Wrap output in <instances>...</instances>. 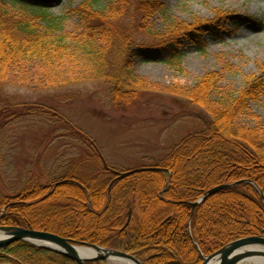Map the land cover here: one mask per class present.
I'll use <instances>...</instances> for the list:
<instances>
[{
    "label": "trees",
    "instance_id": "obj_1",
    "mask_svg": "<svg viewBox=\"0 0 264 264\" xmlns=\"http://www.w3.org/2000/svg\"><path fill=\"white\" fill-rule=\"evenodd\" d=\"M165 2L84 0L72 11L80 22V32L72 34L50 11L57 0H0V85H29L31 66L33 80L47 88L103 81L111 105L126 108L159 91L138 74L137 60L183 75L186 46L204 55L206 35L220 37L222 23L234 27L246 20L230 13L188 24L170 16ZM156 18L162 28L154 27ZM262 77L238 93L214 89L211 74L185 88L179 97L200 112L201 129L176 144L155 170L126 176L108 167L92 138L60 113L35 104L0 108V127L41 117L81 148L65 175L48 186L34 174L17 192L0 188V227L122 251L141 264H202L230 242L264 236V204L251 184L239 183L191 206L209 189L241 180L251 181L264 197V130L239 122L254 120L251 105L263 95ZM0 264L76 263L18 242L0 249Z\"/></svg>",
    "mask_w": 264,
    "mask_h": 264
},
{
    "label": "rangeland",
    "instance_id": "obj_2",
    "mask_svg": "<svg viewBox=\"0 0 264 264\" xmlns=\"http://www.w3.org/2000/svg\"><path fill=\"white\" fill-rule=\"evenodd\" d=\"M83 1L57 0L51 8L52 14L64 19L67 33L80 32V22L72 11ZM165 4L170 16L188 24L215 21L230 13L246 20L234 27L222 23L225 28L220 37L206 35L204 55L186 46L183 75L160 63L137 60L138 74L159 91L126 108L111 105L109 86L103 81L47 88L43 81L33 80L31 66H26L29 85H0V108L23 104L45 107L88 134L112 170H155L176 144L202 127L200 112L179 97L185 88L211 74L214 89L242 92L250 80L263 76L260 67H264V0H166ZM153 24L162 28L158 18ZM261 81L263 95L258 104L251 105L254 120L241 118L239 122L264 130V76ZM80 153L79 143L51 121L37 116L14 120L0 127V188L17 192L34 174L41 185L48 186L65 175ZM34 167L38 171H32Z\"/></svg>",
    "mask_w": 264,
    "mask_h": 264
},
{
    "label": "water",
    "instance_id": "obj_3",
    "mask_svg": "<svg viewBox=\"0 0 264 264\" xmlns=\"http://www.w3.org/2000/svg\"><path fill=\"white\" fill-rule=\"evenodd\" d=\"M149 169H137L124 173L123 175H131ZM239 183H247L253 185L260 194L263 204L264 197L260 190L248 180H241L231 184H222L206 191L196 202L191 204L194 208L206 198L215 193L234 187ZM130 214V212H129ZM27 242L31 245L43 248L57 253L76 264H86L91 262H130L132 264H141L135 257L128 255L122 251L103 248L95 245H76L68 239L56 234L27 230L20 227H0V249H4L14 243ZM78 249H90L94 252L92 256L82 257ZM253 259L264 260V237L253 236L235 240L212 255L203 258L202 264H241L249 262Z\"/></svg>",
    "mask_w": 264,
    "mask_h": 264
},
{
    "label": "bare ground",
    "instance_id": "obj_4",
    "mask_svg": "<svg viewBox=\"0 0 264 264\" xmlns=\"http://www.w3.org/2000/svg\"><path fill=\"white\" fill-rule=\"evenodd\" d=\"M78 252L79 254L82 256V257H89V256H92L94 254V252L90 249H78ZM107 263V262H106ZM123 264H132L130 262H122ZM249 263L251 264H264V260H261V259H253L251 260ZM211 264H214V263H211Z\"/></svg>",
    "mask_w": 264,
    "mask_h": 264
}]
</instances>
